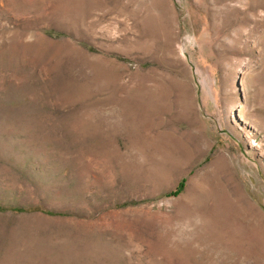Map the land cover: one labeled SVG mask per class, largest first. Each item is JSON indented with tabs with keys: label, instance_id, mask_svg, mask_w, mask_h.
Segmentation results:
<instances>
[{
	"label": "rangeland",
	"instance_id": "374dc122",
	"mask_svg": "<svg viewBox=\"0 0 264 264\" xmlns=\"http://www.w3.org/2000/svg\"><path fill=\"white\" fill-rule=\"evenodd\" d=\"M0 264H264V0H0Z\"/></svg>",
	"mask_w": 264,
	"mask_h": 264
},
{
	"label": "trees",
	"instance_id": "16d2710c",
	"mask_svg": "<svg viewBox=\"0 0 264 264\" xmlns=\"http://www.w3.org/2000/svg\"><path fill=\"white\" fill-rule=\"evenodd\" d=\"M182 188H183V184L180 183L179 186H178V190H177V192L180 191Z\"/></svg>",
	"mask_w": 264,
	"mask_h": 264
}]
</instances>
